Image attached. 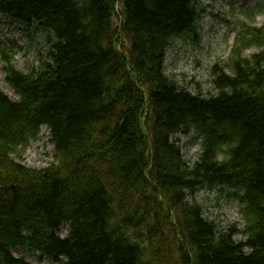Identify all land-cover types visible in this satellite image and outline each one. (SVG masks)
Wrapping results in <instances>:
<instances>
[{"label":"trees","instance_id":"1","mask_svg":"<svg viewBox=\"0 0 264 264\" xmlns=\"http://www.w3.org/2000/svg\"><path fill=\"white\" fill-rule=\"evenodd\" d=\"M203 10L201 0H0V15L55 39L52 62L29 72L13 62L17 44L0 42L19 96L0 88V264H29L15 248L60 264H264V26L240 24L213 67L215 93L193 94L165 62L177 38L196 39ZM42 126L55 162L29 168L19 158ZM191 129L192 166L175 139ZM220 187L235 191L242 228L220 230L188 200Z\"/></svg>","mask_w":264,"mask_h":264},{"label":"rangeland","instance_id":"2","mask_svg":"<svg viewBox=\"0 0 264 264\" xmlns=\"http://www.w3.org/2000/svg\"><path fill=\"white\" fill-rule=\"evenodd\" d=\"M205 9L200 22L199 36L177 39L167 54L166 73L177 83L187 88L191 93H202L209 97L215 93L212 87V67L217 63H225L231 54L232 46L238 32L240 22L254 26H264V11H255L252 20L244 12L264 0H201ZM228 21L229 23L225 22ZM253 21V22H252ZM47 33L36 26L27 27L0 16V41H15L22 47L15 55V65L19 70L28 72L40 68L43 62H51L49 52L51 43ZM256 48L246 51L247 56L256 52ZM3 64L0 62V87L13 99H18L4 80ZM49 133L42 128L40 138L30 142L22 153L25 164L31 168H43L52 164L54 146L49 141ZM182 152L190 164L197 160L200 149V138L195 131L182 132L176 136ZM233 189L220 187L217 190H199L194 196L188 195V200L197 202L203 207L204 217L214 221L220 230L230 226L242 228L244 218L240 201L232 196ZM64 228L62 234L67 235ZM241 236L236 239L241 240ZM16 257H25L31 264H57L48 260H40L38 253H28L25 250H15Z\"/></svg>","mask_w":264,"mask_h":264}]
</instances>
